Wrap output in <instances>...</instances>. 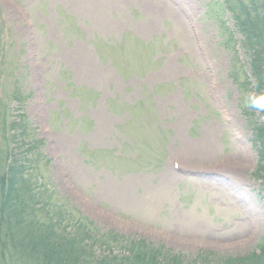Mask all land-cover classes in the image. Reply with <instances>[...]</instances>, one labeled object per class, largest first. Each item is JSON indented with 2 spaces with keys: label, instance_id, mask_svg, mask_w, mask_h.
<instances>
[{
  "label": "rangeland",
  "instance_id": "1",
  "mask_svg": "<svg viewBox=\"0 0 264 264\" xmlns=\"http://www.w3.org/2000/svg\"><path fill=\"white\" fill-rule=\"evenodd\" d=\"M0 9V83L28 97L20 113L46 142L61 198L188 261L260 253L264 197L233 78L248 60L222 0Z\"/></svg>",
  "mask_w": 264,
  "mask_h": 264
},
{
  "label": "trees",
  "instance_id": "2",
  "mask_svg": "<svg viewBox=\"0 0 264 264\" xmlns=\"http://www.w3.org/2000/svg\"><path fill=\"white\" fill-rule=\"evenodd\" d=\"M222 2L248 60L237 68L240 78H233L254 131L258 161L252 179L264 197V112L248 107L250 98L264 97V0ZM0 86V264H264V245L258 254L224 258L202 251L188 261L163 245L98 227L60 197L46 142L20 113L28 97L19 88L11 92L5 79Z\"/></svg>",
  "mask_w": 264,
  "mask_h": 264
},
{
  "label": "clouds",
  "instance_id": "3",
  "mask_svg": "<svg viewBox=\"0 0 264 264\" xmlns=\"http://www.w3.org/2000/svg\"><path fill=\"white\" fill-rule=\"evenodd\" d=\"M248 107L255 109L256 111H259V112H264V97H261L259 99L250 98ZM262 121H264V118H262Z\"/></svg>",
  "mask_w": 264,
  "mask_h": 264
}]
</instances>
